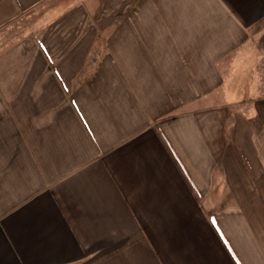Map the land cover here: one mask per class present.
Segmentation results:
<instances>
[{"label": "crops", "instance_id": "obj_1", "mask_svg": "<svg viewBox=\"0 0 264 264\" xmlns=\"http://www.w3.org/2000/svg\"><path fill=\"white\" fill-rule=\"evenodd\" d=\"M0 264H264V0H0Z\"/></svg>", "mask_w": 264, "mask_h": 264}]
</instances>
